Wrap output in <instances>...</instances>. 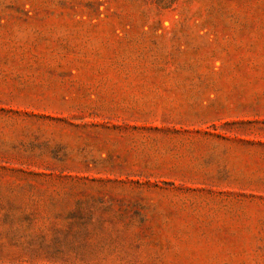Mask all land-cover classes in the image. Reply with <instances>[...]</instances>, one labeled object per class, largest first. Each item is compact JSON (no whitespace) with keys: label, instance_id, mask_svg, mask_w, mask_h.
<instances>
[{"label":"rangeland","instance_id":"obj_1","mask_svg":"<svg viewBox=\"0 0 264 264\" xmlns=\"http://www.w3.org/2000/svg\"><path fill=\"white\" fill-rule=\"evenodd\" d=\"M0 264H264V0H0Z\"/></svg>","mask_w":264,"mask_h":264}]
</instances>
